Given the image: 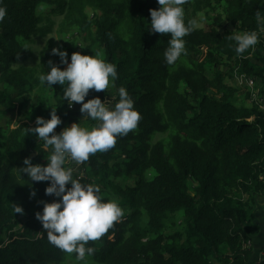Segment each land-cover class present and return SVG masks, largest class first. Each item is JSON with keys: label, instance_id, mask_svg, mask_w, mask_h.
<instances>
[{"label": "trees", "instance_id": "1", "mask_svg": "<svg viewBox=\"0 0 264 264\" xmlns=\"http://www.w3.org/2000/svg\"><path fill=\"white\" fill-rule=\"evenodd\" d=\"M41 4L64 15L63 29L80 31V54H98L116 66L114 96L126 88L141 115L136 129L107 152L90 155L76 175L81 183L98 185L104 200L117 201L124 211L108 233L89 242L95 252L88 264H264L252 248L261 228L254 194L264 195V108L238 105V89L224 83L220 72L209 77L206 68L220 59L232 62L236 73L264 92V55L258 65L247 59L263 48L264 25L257 24L256 12H264V0H189L186 23L222 4L224 21L257 32L259 43L240 56L233 31L195 27L184 37L186 54L174 65L164 60L171 37L151 31L149 10L159 8L157 0H0L7 10L0 23V113L26 109V122L14 128L0 117V264H77L74 254L48 242L36 219L41 201L59 198L45 194L49 182H29L20 169L25 158L47 164L43 141L27 132L36 118L50 119L56 108L65 122L76 110L62 98L51 104L39 95L28 104L24 95L37 80L32 70L14 67L30 54L26 42L48 32L39 26ZM202 48L207 51L199 60ZM39 56L46 62V49ZM108 95L109 89L90 90L85 101L105 102ZM16 206L23 212L15 213ZM179 218L183 229H170Z\"/></svg>", "mask_w": 264, "mask_h": 264}, {"label": "clouds", "instance_id": "2", "mask_svg": "<svg viewBox=\"0 0 264 264\" xmlns=\"http://www.w3.org/2000/svg\"><path fill=\"white\" fill-rule=\"evenodd\" d=\"M188 2L157 0L159 8L149 10L151 31L171 37L164 52L167 65H174L186 54L184 37L197 25L194 19L187 23L185 21L184 6ZM6 14V8L0 6V23ZM256 21L258 25H264V12H256ZM231 39L235 41V52L240 56L259 43L255 31L236 34ZM51 51L67 67L61 70L49 61L50 71L38 77L40 85L52 89L56 84L63 86V99L69 107L74 102L81 104L83 120L94 121L95 124L81 126L80 123H73L57 134L54 130L62 120L56 114V108H51L50 119L37 117L36 126L27 129L37 140L43 141L44 149L48 150L46 166L33 165L31 158H25L23 164L26 167L20 169L21 173L27 175L29 182H49L45 194L59 198L51 203L41 201L42 212L36 213V219L47 232L48 242L66 254H74L77 264H88V258L95 252L93 247L88 246L89 242L97 241L108 233L121 221L124 211L117 201H105L98 185L81 183L76 178V169L65 165L72 163L78 166L87 161L90 155L114 148L118 137L126 136L137 128L141 115L124 87L117 90L118 99L114 96L102 102L96 97L85 102L90 90L100 92L110 85L114 86L118 78L114 64L98 58V54L82 55L79 52L72 53L69 62L67 51L55 47ZM112 100L114 104L110 102ZM68 184L70 188L66 187ZM22 212L21 207H15V213Z\"/></svg>", "mask_w": 264, "mask_h": 264}, {"label": "rangeland", "instance_id": "3", "mask_svg": "<svg viewBox=\"0 0 264 264\" xmlns=\"http://www.w3.org/2000/svg\"><path fill=\"white\" fill-rule=\"evenodd\" d=\"M53 9H55L54 6H50L48 4H41L39 6L38 12L42 18L39 26L45 29L44 31H48V32H46L44 35L34 36L32 37L31 41L26 42L27 50L29 51L30 54L26 59L17 62L14 66V67H26L32 70L33 76L37 80V83H34V88L24 95V97H26L28 101V104L34 103L37 95L47 99V101H49L51 104H54L57 98L63 99V86L56 84L52 86L53 89L41 86L38 77L40 74L50 71V68L48 66L49 61H52L54 65L59 66L61 70L67 67V65L60 63V61L58 60L59 56L52 55V51H51L52 48L55 47V48H59L61 51H67L68 59L70 62L71 54L74 52L80 53L85 45L83 36L76 27L71 29H63L62 20L64 15L59 14L57 10H53ZM87 13L90 18H93V14H95V12L91 9H87ZM195 20L197 22L196 25L197 28H202L206 30L210 28H217L220 32L231 30L234 32V35L244 33L242 31L235 29L230 24L224 21L222 4L215 5L214 9H209L206 11L199 12ZM260 37L263 43V48L259 52L260 55L258 54V51L255 49V51H253V53H251L247 57L250 63L256 65H258L259 63L258 57L264 55V29L260 31ZM44 49H46V54L48 56H47V61L42 63L39 53ZM206 51H207L206 48H202L199 60H202L204 58ZM230 64L231 66H229V62L224 59H220L218 65H215L213 63L208 64L206 68L209 77L212 78L215 72H220L223 77L224 83L236 87L238 90L236 91L235 96L238 105L249 107L251 106V104H256V105L259 104L262 108H264V92L261 91L260 84H258L254 79L247 77L246 75H244L246 76V78L242 80L241 79L242 74L236 73L232 65V62ZM108 89H109V95L106 101H109L111 97H114L116 93L114 86L110 85ZM209 92L210 95H212L213 93H215V90H210ZM112 101L110 102L112 103ZM68 106L69 105L67 104V107ZM80 107L81 104L75 102L73 103L72 108H76L75 112L70 113L69 119L57 126V128L54 130L57 134L61 132L65 127H70L73 123H80L81 126H93L95 124L94 121L83 120L84 117L80 112ZM25 114H26V109L23 108L20 109V106L19 107L16 106V109H14V111L12 112L10 111L7 114H5V112L3 113L1 112L0 117H1V121L5 123L7 122L11 128H14L19 124L26 122ZM160 137H162V135L160 134L155 135L156 139ZM65 166L74 167L78 174L81 173V171L77 169L78 168L77 165H74L72 163H66ZM152 174L153 171L148 172V176H152ZM128 182H132V179H128ZM192 186L193 185L190 184L191 187L189 191L190 195H193ZM258 195L259 194H254L255 197L254 202L261 201V197H258ZM169 228L172 230H182L183 229L182 219L181 218L177 219L175 225L170 226ZM256 252H258V249L256 250Z\"/></svg>", "mask_w": 264, "mask_h": 264}, {"label": "crops", "instance_id": "4", "mask_svg": "<svg viewBox=\"0 0 264 264\" xmlns=\"http://www.w3.org/2000/svg\"><path fill=\"white\" fill-rule=\"evenodd\" d=\"M255 221L260 225V231L252 239L254 259L260 260L264 257V195L261 201L255 202ZM258 249V252L256 250Z\"/></svg>", "mask_w": 264, "mask_h": 264}, {"label": "built area", "instance_id": "5", "mask_svg": "<svg viewBox=\"0 0 264 264\" xmlns=\"http://www.w3.org/2000/svg\"><path fill=\"white\" fill-rule=\"evenodd\" d=\"M245 78H246V76H244V75L241 76V79H242V80L245 79ZM68 108L71 109L72 107H69V106H68ZM77 169H79V171H81V173H82L83 170H84V168H83V163L80 164V165H78V168H77ZM81 173H79V174H81ZM77 176H78V175H77Z\"/></svg>", "mask_w": 264, "mask_h": 264}]
</instances>
